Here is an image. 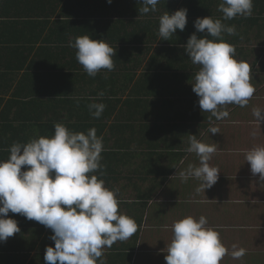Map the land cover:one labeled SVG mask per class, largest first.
Returning <instances> with one entry per match:
<instances>
[{"label": "trees", "instance_id": "obj_1", "mask_svg": "<svg viewBox=\"0 0 264 264\" xmlns=\"http://www.w3.org/2000/svg\"><path fill=\"white\" fill-rule=\"evenodd\" d=\"M23 1L10 5L30 3ZM260 2L254 0L253 12L260 8ZM219 3L220 0H160L156 12L143 14L139 11L143 7L141 0L111 3L69 0L67 8H77L82 15H47L46 18L14 17L4 10L8 16L0 15V116L9 124L0 123V160L8 159L13 142L54 135L55 123H63L76 132H87L94 127L97 135L103 137L105 147L102 164L106 165V174L96 173L98 178L105 180L106 187L112 190L124 186L127 156L139 153L141 147L148 153L161 148L166 152L170 143H161L164 145L161 147L154 139L163 132L174 131L181 141L190 136L186 108L192 112L200 108L199 97L193 91L199 66L191 62L183 46L193 33L198 38L208 37L206 32H197L194 22L210 16L222 19ZM50 4L56 7L54 2ZM182 8L188 10L185 30L178 29L170 40H161L160 16ZM222 22L234 25L237 31L243 24H253V14ZM35 23L49 32L42 46L36 49L27 44L33 30L30 25ZM83 35L104 39L114 48V70H102L95 77L84 71L76 59V50L69 47L70 41ZM239 35L223 34V39L236 47V57L240 52L236 45ZM31 54L35 68L49 65L50 73L43 79L38 74L30 77L26 73L19 81L6 80L13 78L15 71L21 72L24 66L17 67L18 63L27 64ZM4 69L8 70L5 75L1 74ZM101 92L103 97L99 96ZM92 102L106 105L100 118L90 114L88 105ZM193 135L198 138L199 131ZM137 173L133 170L131 177ZM8 218L17 222L20 231L0 242V264L4 259L13 264H45L46 248L55 246L50 239L52 230L21 214L9 212ZM125 248V242H116L108 249H117L123 255ZM104 252L108 251L104 249Z\"/></svg>", "mask_w": 264, "mask_h": 264}, {"label": "clouds", "instance_id": "obj_2", "mask_svg": "<svg viewBox=\"0 0 264 264\" xmlns=\"http://www.w3.org/2000/svg\"><path fill=\"white\" fill-rule=\"evenodd\" d=\"M159 2L141 0L140 13L156 12ZM253 8L254 0H220L218 11L223 14L222 19L210 16L194 22L197 32H206L211 39L198 38L193 33L183 46L191 62L199 66L193 83L199 106L216 120L229 116L227 105L247 106L256 92L251 83L252 67L237 59L236 47L223 39L225 33L237 35L236 28L222 22L237 16L251 17ZM187 13L188 10L182 8L160 16L158 36L161 40H170L178 29L185 30ZM69 47L76 50L77 61L90 77L115 68L116 51L104 39L78 36L74 42H69ZM103 95V92L99 94ZM105 108L104 103L88 105L94 118H100ZM252 114L258 125L264 122V110L254 108ZM209 131L220 133L215 126ZM251 135L255 137L257 131L253 130ZM8 151V159L0 160V242H6L20 231L17 222L8 218V213L21 214L53 232L50 239L55 246L46 248L45 264H105L104 249L128 240L137 232L134 218L119 211L118 189L106 187L105 180L96 174H106V165L102 164L103 137L97 135L96 128L76 132L63 123H55L51 137L16 141ZM186 151L196 154L199 166L190 164L179 171L182 182L190 178L199 180L201 185L197 192L215 185L220 170L209 161L217 151L216 145L190 135ZM245 159L250 163L252 174H259L264 181V146L248 150ZM25 167L27 170L22 171ZM171 230L173 238L167 244L166 264H221L229 254L220 233L208 226L203 215L198 219L189 215L177 220ZM246 254L247 249L237 244L231 246L233 259H241Z\"/></svg>", "mask_w": 264, "mask_h": 264}, {"label": "crops", "instance_id": "obj_3", "mask_svg": "<svg viewBox=\"0 0 264 264\" xmlns=\"http://www.w3.org/2000/svg\"><path fill=\"white\" fill-rule=\"evenodd\" d=\"M68 1L24 0V3H30L11 7L10 4L18 0H1L0 15L8 16L4 10L14 17L82 15L77 8H67ZM260 1V8L253 12V24L237 28L240 35L236 45L240 52L236 58L250 64L251 83L256 88L248 105L243 108L227 105L229 116L223 120H216L201 108L194 112L186 108L190 135L199 131L197 139L217 147L209 163L219 168V179L211 188L199 192V180L190 178L182 182L178 172L187 169L190 164L199 166V158L186 151L189 136L181 141L174 131L166 132L167 135L163 132L154 138L157 144L170 143L166 145L169 147L166 152L161 148L158 152L148 153L145 147H141L139 153L127 156L124 161L127 180L124 186L114 187L113 190L118 189L119 211L134 218L138 230L124 241L127 248L123 255L117 249L105 248L108 251L103 256L105 264H166L167 244L173 238L171 225L189 215L197 219L205 216L208 226L220 233L222 242L229 248V254L221 264H264V181L260 180L259 174H252L250 163L245 159L248 150L264 146V122L258 125L252 114L254 108L264 110V0ZM50 2H54L56 7L48 5ZM30 27L33 30L28 37V47L39 48L49 32L40 28L38 23ZM31 55L27 64L25 61L18 63L17 67L24 66L21 72L15 71L13 78L6 80L19 81L26 73L30 77L38 74L43 79L50 73L49 65L35 68L34 54ZM7 72L4 69L1 74ZM0 123L9 124L1 116ZM212 126L218 127L220 133L211 134L209 128ZM253 130L257 131L255 137L251 135ZM133 170L138 173L131 177ZM233 244L247 249V254L241 259H233L230 255ZM3 261V264H13L8 259Z\"/></svg>", "mask_w": 264, "mask_h": 264}]
</instances>
